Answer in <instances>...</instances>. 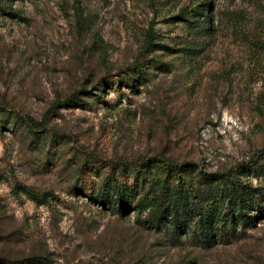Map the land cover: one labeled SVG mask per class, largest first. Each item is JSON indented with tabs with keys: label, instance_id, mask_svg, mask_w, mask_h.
<instances>
[{
	"label": "rangeland",
	"instance_id": "1",
	"mask_svg": "<svg viewBox=\"0 0 264 264\" xmlns=\"http://www.w3.org/2000/svg\"><path fill=\"white\" fill-rule=\"evenodd\" d=\"M0 107L1 258L264 264V220L206 250L111 198L172 162L263 202L264 0H0Z\"/></svg>",
	"mask_w": 264,
	"mask_h": 264
},
{
	"label": "trees",
	"instance_id": "2",
	"mask_svg": "<svg viewBox=\"0 0 264 264\" xmlns=\"http://www.w3.org/2000/svg\"><path fill=\"white\" fill-rule=\"evenodd\" d=\"M28 123L38 128L34 121ZM163 164L170 179L163 180L151 174V189L135 206L131 205L132 195L124 188L113 186L111 198L118 195V204L126 203L131 211L138 210L139 215L144 216L143 220H137L138 223L148 230L165 232L173 245L187 239L192 246L209 250L257 227L264 220V196L261 202L257 193L245 192L244 186L228 179L227 175L201 173L199 180L205 181L206 189L196 193L197 182L188 177V171H194L196 166ZM158 165H161L158 159L149 160L142 163L141 169L151 171ZM48 263L52 264L48 256L33 255L23 260L0 257V264Z\"/></svg>",
	"mask_w": 264,
	"mask_h": 264
}]
</instances>
